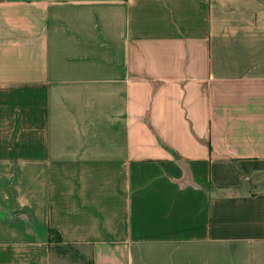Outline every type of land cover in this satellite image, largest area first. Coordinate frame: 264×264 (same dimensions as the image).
Here are the masks:
<instances>
[{"label":"crops","instance_id":"obj_1","mask_svg":"<svg viewBox=\"0 0 264 264\" xmlns=\"http://www.w3.org/2000/svg\"><path fill=\"white\" fill-rule=\"evenodd\" d=\"M85 262L264 264V0H0V264Z\"/></svg>","mask_w":264,"mask_h":264},{"label":"trees","instance_id":"obj_2","mask_svg":"<svg viewBox=\"0 0 264 264\" xmlns=\"http://www.w3.org/2000/svg\"><path fill=\"white\" fill-rule=\"evenodd\" d=\"M48 239L50 241H54V242H60V235L59 233L55 230V229H52L50 228L48 230ZM55 249H57L59 252H64V248L62 246H59L57 244H55Z\"/></svg>","mask_w":264,"mask_h":264},{"label":"rangeland","instance_id":"obj_3","mask_svg":"<svg viewBox=\"0 0 264 264\" xmlns=\"http://www.w3.org/2000/svg\"><path fill=\"white\" fill-rule=\"evenodd\" d=\"M179 9H181V8H179ZM188 14H189V13H188ZM187 16H188L187 14H186V15L183 14V17H184V18H187ZM188 17H189V16H188ZM64 248L67 249V252H69L70 254L75 255V254H74V250H72V249H70V248H67V247H64ZM74 257H75V256H74ZM85 264H86V262H85Z\"/></svg>","mask_w":264,"mask_h":264}]
</instances>
